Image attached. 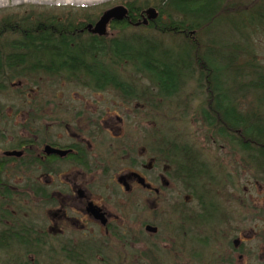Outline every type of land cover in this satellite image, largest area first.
<instances>
[{"label":"flooded vegetation","instance_id":"flooded-vegetation-1","mask_svg":"<svg viewBox=\"0 0 264 264\" xmlns=\"http://www.w3.org/2000/svg\"><path fill=\"white\" fill-rule=\"evenodd\" d=\"M63 81L77 85L61 91L65 102L47 100L52 87L28 88L35 81L10 85L23 90L0 115L2 137L16 127L22 134L0 155V264H264V245L250 246L244 205L235 211L231 195L196 197L190 172L200 168L187 170L179 148L150 132L149 90L136 100L107 90L118 96L114 110L95 115L85 95L107 91ZM74 100L84 108L72 109ZM129 121L148 133L128 134ZM98 172L112 181L90 184Z\"/></svg>","mask_w":264,"mask_h":264},{"label":"trees","instance_id":"trees-1","mask_svg":"<svg viewBox=\"0 0 264 264\" xmlns=\"http://www.w3.org/2000/svg\"><path fill=\"white\" fill-rule=\"evenodd\" d=\"M120 3L128 17L110 22L115 32L105 36L88 26L115 8L107 4L0 11V92L17 81L51 76L93 91L113 90L128 100L145 97L147 89L152 100L154 94L172 102L194 85L204 93L208 129L241 153L264 183V0ZM150 9L158 13L153 21L147 20ZM179 150L187 170L200 168L190 172L195 196L216 198L209 193L211 168L197 151ZM4 245L0 229V251Z\"/></svg>","mask_w":264,"mask_h":264},{"label":"rangeland","instance_id":"rangeland-1","mask_svg":"<svg viewBox=\"0 0 264 264\" xmlns=\"http://www.w3.org/2000/svg\"><path fill=\"white\" fill-rule=\"evenodd\" d=\"M122 0H0V11H5L13 7L22 5H35V6H47V7H94L100 5H109V7L122 6ZM108 7V8H109ZM126 8V7H125ZM112 30V29H111ZM107 28V33L111 35L115 30L111 31ZM261 61H264V57H261ZM217 64H221L217 62ZM223 65V64H221ZM30 81V80H29ZM35 82L27 83L28 88H34L35 86H45L47 88H54L57 93H48L47 100L56 102L53 98L58 95L57 101L65 102L66 100L60 98L62 96L61 91L68 93L69 90L76 88V84H68L59 79H41L38 77ZM225 83L228 85L229 80L226 77ZM24 84V83H23ZM21 84L17 83L15 86H9L5 89V94L0 96V115L2 111L6 109L7 104L13 98L14 93L21 89ZM194 85H189L186 91H183L178 99L165 101L159 97H155L153 94V121L154 126L150 129L152 134L158 136L168 137L172 147H188L193 151H197L201 162L211 168L213 181H211V187L209 193H213L214 197L218 199H226L231 195L233 199L235 211H240L241 206L244 205V214L248 218V228L252 239L250 246L262 247L264 245V203L261 201L264 197V183L261 182V175L249 166L244 161V156L239 153L233 146H229L224 140L216 137V135L208 129L203 116H202V100L204 93H201L196 89ZM224 89H229L224 87ZM78 90V87L77 89ZM34 95V94H33ZM118 96L112 91H107L104 94L94 95L86 94L85 98L88 104L86 107L91 113L97 115L100 112H107L108 110H114V104L116 103ZM60 103V102H57ZM99 104V105H98ZM81 103L74 100L71 104L72 109L82 108ZM83 107V108H84ZM130 107L133 108V105ZM110 108V109H108ZM48 113H52L53 110L48 107ZM77 111H72L75 114ZM1 118V116H0ZM133 116H131V119ZM109 123L106 121L102 128L108 133L107 128ZM19 128H15V132L6 133L5 139L2 137L4 127L0 120V155L3 154V149H7L16 139L22 134ZM128 134L145 135L148 133L144 125L136 127L135 124L129 121V126L125 127ZM7 136V137H6ZM5 144V147L2 146ZM190 162V161H189ZM191 163V162H190ZM112 181L110 175L98 172L88 176V182L90 184H107ZM210 183V181H209ZM206 186H210L207 184ZM187 190V189H186ZM187 192V191H186ZM97 194V192H96ZM188 195V193H186ZM96 197H99L98 194ZM247 205H245V204ZM260 237V238H257ZM255 254V253H254ZM257 256H259V250H256ZM257 264L258 257L254 259Z\"/></svg>","mask_w":264,"mask_h":264},{"label":"water","instance_id":"water-1","mask_svg":"<svg viewBox=\"0 0 264 264\" xmlns=\"http://www.w3.org/2000/svg\"><path fill=\"white\" fill-rule=\"evenodd\" d=\"M128 9L124 6H118L113 9L106 11L100 19L95 24H90L88 29L95 35L105 36L107 34V28L112 21H123L126 17H128ZM148 21H153L158 17V13L155 9H150L147 12ZM147 20H145L144 24H147ZM9 156L19 155V153H9Z\"/></svg>","mask_w":264,"mask_h":264}]
</instances>
